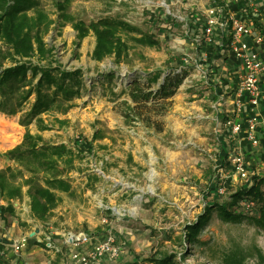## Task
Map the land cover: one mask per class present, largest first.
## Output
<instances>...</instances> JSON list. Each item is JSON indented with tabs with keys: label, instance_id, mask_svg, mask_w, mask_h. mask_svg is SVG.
Segmentation results:
<instances>
[{
	"label": "rangeland",
	"instance_id": "obj_1",
	"mask_svg": "<svg viewBox=\"0 0 264 264\" xmlns=\"http://www.w3.org/2000/svg\"><path fill=\"white\" fill-rule=\"evenodd\" d=\"M211 3L212 0H71L67 10L85 23L113 16L158 37L159 47L129 42L128 55L118 61L113 56L92 58L93 32L77 44V30L70 22L52 23L44 36L54 46L56 62L65 69H81L84 83L71 108L65 113L53 111L57 117L67 118L68 123L49 126L53 114L42 113L38 121L48 124V128L40 133L47 140L84 148L86 141L99 131L91 150H82L68 172L73 190L62 193L61 201L69 214L67 222L51 224L62 232L94 231L96 237L113 230L123 239L125 250L111 264H152L150 257L163 253L174 254L176 264H226L224 258L228 254L240 256L241 264L262 263L264 225L255 220L258 211H254L262 205L261 200L255 201L252 211L234 218L213 207L193 240L188 242L185 234L186 225L196 220L207 203L223 202L232 211L231 193L246 187L244 181L235 179L226 195L211 194L215 164L226 163L225 152L230 154L235 147L225 129L222 112L227 96L226 91H221V76L227 75L225 70L221 72L225 59L215 56L216 59L208 60L200 41ZM225 3L232 4L231 0ZM40 4L52 18H57L53 0H40ZM252 4L255 6V0ZM227 13L235 16L231 8ZM222 33L215 31L213 43L221 41ZM182 65L187 67L188 74L170 97L168 110L152 116L151 122L161 123L162 130L147 126L137 116L130 122L124 120L121 101L132 103L124 92L131 79L138 77L143 81L146 76L138 74L159 69L160 82L170 68ZM108 70H115L111 81L102 76ZM151 85L155 88L157 83ZM32 99L33 94L21 111ZM20 112L0 111V168L6 166L7 151L22 139ZM37 124L30 123L32 133L39 132ZM258 138L264 139L263 131ZM260 157L250 163V179H263L260 188L264 195V156ZM93 173L99 176L95 180L91 178ZM24 190L25 187L21 197L13 200L15 213L4 216L8 225L32 239V257L39 256L44 264L47 259L51 264H65L69 246L56 242L58 237L51 238L59 251H45L49 248L44 232L50 222L42 224L31 217ZM113 221L117 224L110 227ZM4 237L9 238L0 235ZM83 245L79 246L82 251L90 248ZM18 253L14 255L20 261L22 256Z\"/></svg>",
	"mask_w": 264,
	"mask_h": 264
},
{
	"label": "trees",
	"instance_id": "obj_2",
	"mask_svg": "<svg viewBox=\"0 0 264 264\" xmlns=\"http://www.w3.org/2000/svg\"><path fill=\"white\" fill-rule=\"evenodd\" d=\"M71 0H53L56 16L52 18L47 10L40 4V0H0V111L7 114H15L24 108V104L33 99L25 110L20 112L18 122L24 127L22 139L19 144L10 148L6 156L13 163L0 168V198L6 203L0 205V215L6 213L13 215L15 207L13 200L24 193L29 198L30 214L39 221H46L52 214V210L61 200L59 192H70L72 185L68 172L74 166V161L82 154V150H91L92 141L99 136L95 131L91 140L86 141L84 148L72 147L64 142L47 140L40 130L48 128V124L38 121L42 113L53 111L65 113L73 106V98L78 97L84 83L82 71L79 68L65 69L56 62L54 46L49 45L44 39L50 25L61 20L62 24L70 22L77 30L76 43L90 31L95 36V43L91 51L92 58L101 60L105 56H113L118 61L128 55L129 42L134 44L159 47L160 41L153 32L141 31L137 26L118 17L103 16L89 23L76 19L68 10ZM228 7L225 0H212V4L220 8L223 19L228 20L226 30L231 28V20L227 13L229 8L235 12V16L251 23L254 29L264 32L262 19L264 0H231ZM224 44L227 43L225 37ZM204 54L212 59L217 56L212 43H204ZM32 58L31 60H28ZM34 59V60H33ZM184 65L180 68H170L159 82L161 72L159 69L150 71L145 80L133 78L130 84L124 88L132 103L121 101L124 108L121 109L126 122L134 117L140 118L147 126L156 130H162L161 123L152 121L153 115L163 114L170 106V97L176 92L182 83L188 70ZM102 76L111 81L115 76V70H108ZM152 83H157L152 88ZM49 126L54 123L64 125L67 118H59L53 114ZM38 122L39 132L32 133L29 125ZM154 123V124H153ZM39 124H42L41 126ZM92 179L99 176L91 174ZM263 179L252 176L246 187L236 189L230 196V211L223 202L207 203L196 220L185 229L188 242L207 221L213 207H217L227 217H236L252 208H244L240 205L242 198L262 201L255 219L264 225V195L260 188ZM211 194H214L213 190ZM255 206V205H254ZM174 254L163 253L160 257H150L152 264H176ZM264 264V257L261 256ZM226 264H241L240 256L228 254L224 258Z\"/></svg>",
	"mask_w": 264,
	"mask_h": 264
},
{
	"label": "built area",
	"instance_id": "obj_3",
	"mask_svg": "<svg viewBox=\"0 0 264 264\" xmlns=\"http://www.w3.org/2000/svg\"><path fill=\"white\" fill-rule=\"evenodd\" d=\"M231 28L226 43L229 51L239 62V73L237 75L236 86L233 92V115L226 118V125L233 133L244 131L246 139L253 147H258L260 141L257 133L258 118L256 115L258 104L261 99L262 75H264V32L254 29L251 24L240 18L229 14ZM227 19H223L220 8L211 3L208 11V18L203 26L201 43L213 42L215 31L223 32L228 24ZM264 92V91H263ZM245 108V109H244ZM244 114L242 120L239 116ZM235 179L247 182L249 172L244 155L239 150L230 154L228 165L225 168L216 167L214 173V195L224 196L227 194L228 183ZM240 205L246 209L255 205L254 200L242 198ZM117 222L113 221L110 227H114ZM51 236H46V246L53 247ZM27 237L20 235L12 239L11 248L14 252L19 251L24 245ZM92 235L83 233L81 238L78 234L68 232L65 235L64 243L76 245L79 243H90L87 251L74 248L69 252V260L76 264H99L104 258L116 259L119 252L123 251L122 242L117 233L109 229L103 236L97 237L94 242H89Z\"/></svg>",
	"mask_w": 264,
	"mask_h": 264
},
{
	"label": "crops",
	"instance_id": "obj_4",
	"mask_svg": "<svg viewBox=\"0 0 264 264\" xmlns=\"http://www.w3.org/2000/svg\"><path fill=\"white\" fill-rule=\"evenodd\" d=\"M256 8H258V7H256ZM263 12H264V9H263ZM228 14H231V13H228ZM262 19L264 21V13L262 14ZM249 24H251V23L249 22ZM229 32H230V30L227 31L226 27H225V30L222 33V37H225L226 39H228ZM211 43L213 44V46L216 50H219L218 54H216L217 57L223 56V60L225 59L224 64H223L225 68L222 67V69H221L222 73L225 70V73L227 74L224 77L221 76V79H222L221 83L224 84V88L221 89V91L223 90V91L227 92L226 93L227 96L223 100V104L226 105V107H224V109L222 111L225 114L224 124H225V129L227 130V134L230 135L234 141L233 146H235V147H234L233 151L239 150L240 152H242L244 155V158L246 160V163L248 166V172H249V179L247 182L244 183L246 185L250 181V176L253 174V170H251V164H250L251 161L254 158L259 159V157L261 155L264 156V139L259 140L260 145L258 147H253L250 145L249 141L246 139L243 130H241L237 133H233L230 130V128L226 125V122H225L226 118L231 117L233 115V112H232V110L234 109L233 92H234V89L236 86V80H237V75L239 73V66L240 65H239V62L235 60L234 56L229 51L225 52L224 55H222L223 51L227 50V47H226V44H224L223 38H221V41H219V43H213V42H211ZM262 56L264 57V53H262ZM217 57H213L212 59L209 58L208 60L212 61L213 59H216ZM214 66H217V65L215 64ZM263 78H264V75H262V80H263ZM261 91H262V95H261V99H260V102L258 104V108H257V112H256V115L258 118V123H257V133L258 134L261 131L264 132V92H263L264 91V80L262 81V84H261ZM243 116H244V114H241L239 116V120H242ZM257 151L262 152L261 155L257 154L258 153ZM228 153H229V151L225 152V154H227V162L226 163H222V162L216 163L214 168H213L214 170L216 169V167L221 166V167L225 168V166L228 165V162L230 159V154H231V153L230 154H228ZM6 160H7L6 166L9 164H12V162H10V161L8 163L9 159L7 156H6ZM228 184H229L228 186H230L232 184V182H229ZM71 185H72V183H71ZM72 190L73 189L71 188L70 192ZM62 193H68V192H59V195L61 196V200L59 201L58 205L52 210V214L49 217V219H47L46 221H40V222L42 224L50 222L47 230H45L49 234L47 232H44L45 236L50 235L52 237V239L54 238L55 240H56V237H58V240L56 242H59V244H61V245L66 244V246H69V250L66 251L65 264H76L73 261H70L68 259L69 252L76 247L79 249H80L79 246L84 247L83 244H85V243H79L76 245V247H75V245L64 243L65 235H66V233H68V231H65V232L58 231L55 228V226L53 227V225L51 224V223H55V224L62 223V224H64L67 222V219L69 217V214L66 212L65 208L61 205V201L63 199ZM27 198H28V196H27ZM28 201H29V198H28ZM5 203L6 202L0 198V205L5 204ZM28 206H29V203H28ZM29 211H30V206H29ZM4 216L0 215V235H2V236L8 235L9 238L4 237L7 240V242H5V243L0 242V264H44L39 259L40 258L39 256L32 257V246H31L32 245L31 244L32 239L31 238L26 239L22 248L19 251H17V252H19L18 254L22 256V259L20 261H17V259L15 258V255H14L15 252L12 250L11 245L8 241H12L13 238L21 235L23 232L19 231V230H17V232H16L15 227H13L12 225H8V220L5 219ZM34 220L39 222V220H36V219H34ZM80 232H82L86 235H92V239L89 242H94L97 239V237L94 236V234H95L94 231L87 232L86 230L85 231L79 230V231L75 232V234H78ZM71 233H72V231H71ZM119 237H120L121 241H123L121 236H119ZM56 242L54 243L53 247H48L49 249H46L45 251H51L54 254L57 253V251H59V248H58ZM85 245L90 246V243H87ZM35 246L38 247V245H35ZM122 249L125 250V245H122ZM33 252H36V251H33ZM118 259H119V256H118V258H116L114 260L110 259V258H104L103 260H101V262L99 264H111L110 262H112V261L115 262ZM27 260H33V263L31 261H27ZM45 264H51V263H49V261L47 259Z\"/></svg>",
	"mask_w": 264,
	"mask_h": 264
},
{
	"label": "water",
	"instance_id": "obj_5",
	"mask_svg": "<svg viewBox=\"0 0 264 264\" xmlns=\"http://www.w3.org/2000/svg\"><path fill=\"white\" fill-rule=\"evenodd\" d=\"M82 236H83L82 232L78 233V238H81ZM0 242H4L5 243V242H7V240L5 238H3V239L0 238ZM8 242L11 244L12 241H8Z\"/></svg>",
	"mask_w": 264,
	"mask_h": 264
}]
</instances>
